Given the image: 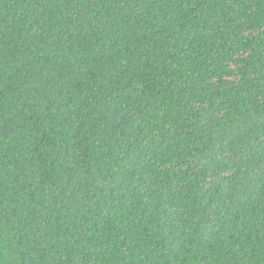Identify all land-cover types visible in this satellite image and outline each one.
I'll list each match as a JSON object with an SVG mask.
<instances>
[{
	"label": "trees",
	"instance_id": "obj_1",
	"mask_svg": "<svg viewBox=\"0 0 264 264\" xmlns=\"http://www.w3.org/2000/svg\"><path fill=\"white\" fill-rule=\"evenodd\" d=\"M0 264H264V0H0Z\"/></svg>",
	"mask_w": 264,
	"mask_h": 264
}]
</instances>
